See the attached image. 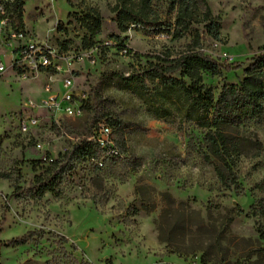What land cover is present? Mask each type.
Listing matches in <instances>:
<instances>
[{
	"label": "rangeland",
	"instance_id": "obj_1",
	"mask_svg": "<svg viewBox=\"0 0 264 264\" xmlns=\"http://www.w3.org/2000/svg\"><path fill=\"white\" fill-rule=\"evenodd\" d=\"M120 1L24 0L23 42L61 53L63 71L8 68L0 75V170L19 175V185L29 187L47 166L38 161L57 158L103 115L116 123L111 139L121 154L111 157L104 151L99 160L79 164L63 181L59 196L15 197L14 182L0 180V241L42 232L27 244L2 247L0 264H46L54 257L77 264L73 256L89 264H202L201 251L182 257L169 253L160 240L157 221L167 199L184 203L197 212L196 221L199 216L204 220L200 240L186 244L210 248V264L219 257L216 229L226 213L240 209L242 214L223 233L222 255L227 264H264L259 232L264 229V124L247 121L233 130L241 146L233 155L234 182L227 187L215 172L216 159L204 157L209 152L202 129L154 119L114 75L145 64L147 54L165 47L177 51L189 42L134 26L122 33L113 11ZM208 3L222 18L223 40L209 39L206 51L232 69L220 77L205 75L218 97L224 84L239 83L253 58L264 53V0ZM88 8L101 13L103 31L96 39L109 49H81L85 32L78 19ZM118 42L141 56L126 55L116 48ZM10 53L0 44V59L8 67ZM67 75L71 88L64 83ZM69 90L71 103L64 99ZM68 105L75 114L67 113ZM94 179L106 188V196Z\"/></svg>",
	"mask_w": 264,
	"mask_h": 264
},
{
	"label": "trees",
	"instance_id": "obj_2",
	"mask_svg": "<svg viewBox=\"0 0 264 264\" xmlns=\"http://www.w3.org/2000/svg\"><path fill=\"white\" fill-rule=\"evenodd\" d=\"M23 7L24 0H12L6 5L12 27L21 32L25 29ZM113 11L122 33L128 32L134 26L148 34L165 35L177 40L189 38V42L180 50L165 47L162 51L145 55L146 63L132 67L127 74L114 75L120 79L122 88L129 90L143 102L147 113L154 119L194 125L202 129L209 152L204 157L208 162H213L212 157L216 159L215 172L219 180L230 187L234 182L233 155L239 154L241 146L235 139L233 130L247 121L264 124V53L253 58L244 69V78L239 83L224 84L216 97L214 88L206 85L205 75L220 77L225 71L232 69L206 51L209 39L218 42L223 40L222 18L213 14L208 0H121ZM78 20L85 32L81 49L110 48L108 44L104 45L96 39L103 31V17L96 8H88ZM116 48L126 50V55L133 58L141 56L138 52L127 49L123 42H118ZM64 49L67 47L64 46ZM96 114L99 115L98 111ZM104 116H101L103 119H95V123L88 128L80 141L60 153L57 158L38 161L37 163L47 166L34 177L29 187L19 185V175L16 177L3 170H0V180L14 182L15 197L25 194L42 198L46 193L61 195L63 181L79 164L99 160L101 152L106 151L93 138L96 126L100 123H105L111 129L116 126V123ZM120 154L118 151V155ZM132 166H137V163ZM94 183L106 196V188L97 179H94ZM167 200L168 204L157 221L160 240L166 244L169 253L185 257L201 251V263L210 264L214 260L211 259L210 248L186 244L200 240L199 233L204 222L202 217L199 216L200 221H196V211L190 210L182 202ZM233 211L226 213L219 229H216L219 257L215 258L214 264H227L225 256L222 255V236L235 218L242 214L240 209ZM261 212L264 213V210ZM137 213V209H134L133 215ZM259 232L264 244V229L260 228ZM41 233L36 230L6 242L0 241V251L2 247L19 246L41 238ZM61 239L62 243L67 242L65 237ZM72 258L77 264H89L85 261L79 262L74 256ZM46 264L65 263L54 257Z\"/></svg>",
	"mask_w": 264,
	"mask_h": 264
},
{
	"label": "built area",
	"instance_id": "obj_3",
	"mask_svg": "<svg viewBox=\"0 0 264 264\" xmlns=\"http://www.w3.org/2000/svg\"><path fill=\"white\" fill-rule=\"evenodd\" d=\"M11 1L12 0H0V44L4 45L5 49H11L10 67L6 65L3 58L0 59V75L4 74L8 68H17L21 72L27 69L32 72L38 70L53 71L55 73L62 72L63 66L60 61L64 59V56L61 53L52 48L35 43H24V32L17 31L12 27V20L6 13V5ZM64 83L67 88H71L72 78L67 75ZM64 99L71 103L73 101L72 91L69 90L65 93ZM50 101L52 106L57 105V101H55L54 98ZM66 111L69 115L75 114L71 105L66 107ZM30 121L31 124H35L34 120ZM26 127L27 124L24 125V129H26ZM111 135V128L105 123H100L93 138L110 156H115L118 155V151L113 145ZM100 164L102 165L103 163Z\"/></svg>",
	"mask_w": 264,
	"mask_h": 264
}]
</instances>
